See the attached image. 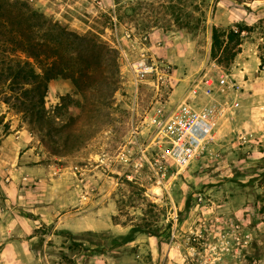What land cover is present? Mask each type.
Returning <instances> with one entry per match:
<instances>
[{
  "label": "rangeland",
  "instance_id": "rangeland-1",
  "mask_svg": "<svg viewBox=\"0 0 264 264\" xmlns=\"http://www.w3.org/2000/svg\"><path fill=\"white\" fill-rule=\"evenodd\" d=\"M26 1L69 30L94 33L107 48L84 55L104 67L103 76L81 83L85 90L70 78L48 82L44 119L0 101L6 124L0 126V146L6 141V158L19 154L24 163L47 168L21 183L2 162V213L21 216L28 237L36 235L29 242L34 257L20 258L19 264H178L188 250L190 230L239 216L247 206L264 209V0ZM236 23L249 26L240 51L229 61L212 58V26ZM141 56L170 69L168 75L144 73L135 93L132 62ZM203 76L214 81L210 94L198 98L215 111L210 143L180 167L161 158L166 143L159 148L152 128L138 123L160 95L177 102ZM221 76L225 82L218 85ZM12 181L16 189L8 187ZM17 192L30 193L23 200ZM79 200L87 204L83 209L92 201V219L120 227L72 232L55 227L57 216L51 214L33 228L36 207L51 204L64 217L63 225L73 226L83 210L77 209ZM9 213L0 216V250L16 234L5 227ZM131 228L141 231L122 243L120 234ZM256 231L260 243L252 250L264 253V227ZM18 250L16 243L7 248ZM13 259L0 258V264H15Z\"/></svg>",
  "mask_w": 264,
  "mask_h": 264
},
{
  "label": "trees",
  "instance_id": "trees-1",
  "mask_svg": "<svg viewBox=\"0 0 264 264\" xmlns=\"http://www.w3.org/2000/svg\"><path fill=\"white\" fill-rule=\"evenodd\" d=\"M249 26L211 28L210 55L232 60L240 51L242 33ZM106 42L94 33L79 34L65 24L32 8L26 0H0V101L10 107L44 119V97L48 82L70 78L78 90L85 80L103 76L99 61L90 63L84 55L106 49ZM87 59V63L81 59ZM78 61H75V60ZM264 56H260V64ZM80 88V89H79ZM6 125L0 113V126ZM139 228L120 234L122 243L134 240Z\"/></svg>",
  "mask_w": 264,
  "mask_h": 264
},
{
  "label": "built area",
  "instance_id": "built-area-1",
  "mask_svg": "<svg viewBox=\"0 0 264 264\" xmlns=\"http://www.w3.org/2000/svg\"><path fill=\"white\" fill-rule=\"evenodd\" d=\"M132 68L135 93L144 73L168 75L170 69L152 56H141L132 62ZM224 82L221 76L215 83L222 85ZM213 85L210 76H203L188 87L179 101L171 102L160 95L154 106L144 111L138 126L152 128V139L159 148L161 142L166 143L161 158L184 167L207 149L215 111L211 106L200 105L198 98L210 94ZM238 105V101L233 102V107ZM136 129L137 126L134 131ZM261 226L264 227V209L247 206L239 216L234 213L215 220L202 230H190L186 236L188 250L183 252L182 262L178 264H264V253L252 250L260 243L256 229ZM175 237L173 229L171 242Z\"/></svg>",
  "mask_w": 264,
  "mask_h": 264
},
{
  "label": "crops",
  "instance_id": "crops-1",
  "mask_svg": "<svg viewBox=\"0 0 264 264\" xmlns=\"http://www.w3.org/2000/svg\"><path fill=\"white\" fill-rule=\"evenodd\" d=\"M3 144L0 146V171L1 166H2V162L5 163L4 167L5 169L10 173V176H12L14 179H17V181H21L20 179H22L21 183H26L27 180H32L33 179V174L36 172H43L44 170L47 171V168L44 167V165L41 164H35V165H30L28 163H24V161L20 158L23 156H19V154L16 155V157H11L9 159L7 157V147L6 145V141L2 142ZM5 143V144H4ZM18 147V145H22L21 143H15ZM28 151V149L26 150ZM24 153H29V152H24ZM1 175V174H0ZM25 181V182H23ZM16 182L12 181L8 184V187H15L16 189ZM9 189V188H8ZM11 190V188L9 189ZM30 192H26L25 195L21 194L20 192H17V199H23L24 200V196L28 195ZM11 192L7 195H10ZM6 195V194H5ZM6 195V196H7ZM23 195V196H22ZM78 196V198L80 197V195H75ZM80 199V198H79ZM81 201V200H79ZM87 204L84 205V203L78 202L77 206H78V210H80V208L82 207L85 208ZM94 204H92V201L90 202V204L88 205V207L86 209H83L82 211H78L75 214V220L73 223V226H66L63 225V220L64 217H59L58 214L60 213L58 210H56L55 204H51L49 206V208L47 207V209H44L45 207H43L42 205H38L40 207H36L39 208L37 211L35 212L36 214L38 213L39 217H35L33 219V223L32 226L33 228L35 227H39V225L41 224L40 221H44L46 217L50 218L51 214H54V216H57V222H55V227H60L63 229H67L69 231L72 232H77V231H92L95 229H98L99 227H102L104 229H115L117 227H120L117 223H113L111 222L109 219L105 220V222H98V220L92 219V216L96 214V209H94L95 207H92ZM83 212V213H82ZM88 212V213H87ZM9 212H5L2 213V210L0 208V216L7 214ZM11 218L10 221L13 222H8L7 225L5 226L7 228V230L9 231H15L16 234L15 236H13L11 239H9L8 242H6L5 247H2L0 250V258H7L8 256L11 258H14L13 260H15V264H19L18 259L20 258H33V254L32 251L29 248V242L32 241V239H34L36 237V235H31L28 237V225L24 222H20L22 220V217L19 215H15L13 212L9 213ZM35 214V215H36ZM16 217V218H15ZM1 218V217H0ZM89 218V220H87ZM14 223V224H13ZM37 223V224H36ZM100 225V226H99ZM1 233H2V221L0 219V242H1ZM12 235V234H11ZM23 235V236H22ZM27 236V237H24ZM17 244L21 246V250H18L17 252H7V248L9 246V244Z\"/></svg>",
  "mask_w": 264,
  "mask_h": 264
},
{
  "label": "bare ground",
  "instance_id": "bare-ground-1",
  "mask_svg": "<svg viewBox=\"0 0 264 264\" xmlns=\"http://www.w3.org/2000/svg\"><path fill=\"white\" fill-rule=\"evenodd\" d=\"M156 190H157L158 192H160V189H159V188H156Z\"/></svg>",
  "mask_w": 264,
  "mask_h": 264
}]
</instances>
